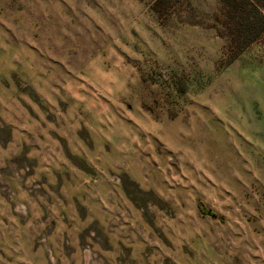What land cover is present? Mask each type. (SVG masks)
Masks as SVG:
<instances>
[{"label": "rangeland", "instance_id": "1", "mask_svg": "<svg viewBox=\"0 0 264 264\" xmlns=\"http://www.w3.org/2000/svg\"><path fill=\"white\" fill-rule=\"evenodd\" d=\"M221 8L0 0V264H264V31Z\"/></svg>", "mask_w": 264, "mask_h": 264}, {"label": "trees", "instance_id": "2", "mask_svg": "<svg viewBox=\"0 0 264 264\" xmlns=\"http://www.w3.org/2000/svg\"><path fill=\"white\" fill-rule=\"evenodd\" d=\"M224 29H231V39L239 52L264 31V0H219ZM233 29V30H232ZM231 39L229 42H231Z\"/></svg>", "mask_w": 264, "mask_h": 264}]
</instances>
